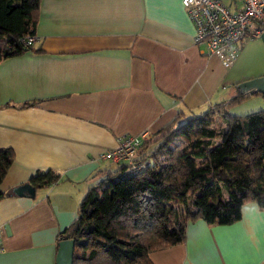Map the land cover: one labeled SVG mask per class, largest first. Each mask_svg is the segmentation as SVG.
<instances>
[{"label":"crops","instance_id":"1","mask_svg":"<svg viewBox=\"0 0 264 264\" xmlns=\"http://www.w3.org/2000/svg\"><path fill=\"white\" fill-rule=\"evenodd\" d=\"M193 34L182 0H41L33 46L42 51L0 62V105L12 104L0 107V147L15 153L0 184V264H56L59 234L102 178L98 171L118 166L98 154L121 136L148 138L263 76L264 68L242 76L238 65L252 44L262 51L256 39L243 40L240 58L224 67ZM231 82L236 92L225 88ZM32 100L39 102L17 106ZM47 169L60 179L33 194L20 187ZM262 218L251 201L229 224L189 221L184 241L150 257L155 264H264Z\"/></svg>","mask_w":264,"mask_h":264},{"label":"trees","instance_id":"2","mask_svg":"<svg viewBox=\"0 0 264 264\" xmlns=\"http://www.w3.org/2000/svg\"><path fill=\"white\" fill-rule=\"evenodd\" d=\"M40 3L0 0V62L42 51L22 41L36 34ZM251 95L264 101V93H238L181 122L176 117L144 138L135 172L123 163H115L114 171H98L102 178L81 198L75 221L59 234V240L74 239L72 264H155L151 252L184 241L189 221L229 224L251 201L264 209V109L229 112ZM14 157L12 147H0V184ZM59 179L52 169L38 170L27 183L37 189ZM4 195L0 190V198Z\"/></svg>","mask_w":264,"mask_h":264},{"label":"built area","instance_id":"3","mask_svg":"<svg viewBox=\"0 0 264 264\" xmlns=\"http://www.w3.org/2000/svg\"><path fill=\"white\" fill-rule=\"evenodd\" d=\"M239 2L238 9H231L220 0H182L194 27V44L202 46L206 55L218 57L224 67L231 66L237 60L243 40L260 37L264 29V0ZM35 40V36L22 39L27 46L33 45ZM144 138V134L123 135L114 147L101 151L98 158L112 163H123L129 172H135L141 167L135 157Z\"/></svg>","mask_w":264,"mask_h":264},{"label":"rangeland","instance_id":"4","mask_svg":"<svg viewBox=\"0 0 264 264\" xmlns=\"http://www.w3.org/2000/svg\"><path fill=\"white\" fill-rule=\"evenodd\" d=\"M255 39L256 41H258V43L262 45V51L257 49L256 46L257 44L256 45L252 44L250 46L247 53L244 54V56L240 59V63L238 64L240 67V74L242 76H253L252 74H255V72H259L258 70H262L264 68V43L262 42L260 37ZM248 41L254 42L255 40H247V41L245 40V42ZM240 55L241 53H239L238 55L239 58ZM246 74H251V75H246ZM233 83L234 82H231L228 85H225V88L233 89L234 92H236L237 89L235 84ZM236 94H238V92ZM259 109H264V101L261 96L257 95V96H252L249 99H245L241 103L231 107L229 109V112L235 115H244Z\"/></svg>","mask_w":264,"mask_h":264},{"label":"water","instance_id":"5","mask_svg":"<svg viewBox=\"0 0 264 264\" xmlns=\"http://www.w3.org/2000/svg\"><path fill=\"white\" fill-rule=\"evenodd\" d=\"M260 39L264 43V29L260 34ZM237 86L240 93H264V75L242 81L238 83ZM20 187L28 189L32 194L34 192V188L28 183ZM15 191H17V189H15ZM74 243V239H61L57 242L56 264H72Z\"/></svg>","mask_w":264,"mask_h":264},{"label":"snow or ice","instance_id":"6","mask_svg":"<svg viewBox=\"0 0 264 264\" xmlns=\"http://www.w3.org/2000/svg\"><path fill=\"white\" fill-rule=\"evenodd\" d=\"M261 226L264 228V218L261 219Z\"/></svg>","mask_w":264,"mask_h":264}]
</instances>
